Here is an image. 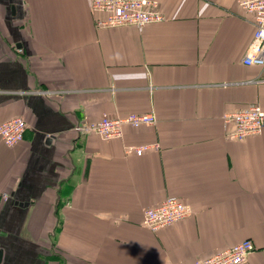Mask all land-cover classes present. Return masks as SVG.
<instances>
[{"label":"crops","instance_id":"crops-1","mask_svg":"<svg viewBox=\"0 0 264 264\" xmlns=\"http://www.w3.org/2000/svg\"><path fill=\"white\" fill-rule=\"evenodd\" d=\"M158 2L163 23L98 29L88 0H0V123L28 122L20 144L0 138V264H195L246 239L264 264V132L231 140L223 120L264 110L254 16ZM151 112L120 139L76 130ZM167 197L191 216L146 229Z\"/></svg>","mask_w":264,"mask_h":264},{"label":"built area","instance_id":"built-area-1","mask_svg":"<svg viewBox=\"0 0 264 264\" xmlns=\"http://www.w3.org/2000/svg\"><path fill=\"white\" fill-rule=\"evenodd\" d=\"M239 2L246 12L254 16L255 25L254 38L244 57V63L248 66L264 67V0H239ZM88 3L94 13L105 14L104 17L96 20L98 29H115L129 25L142 29L148 24L165 21L158 0H88ZM223 120L224 124L231 128L228 132V138L231 140L242 141L247 137L264 132V110L258 104L248 109H241V111H229L224 115ZM156 124L157 117L152 112L145 115L133 113L127 117L119 118L106 116L99 122L81 124L76 130L85 134L96 133L107 140L122 138L124 127L127 126L133 128L155 126ZM27 128L26 119L12 117L10 120L0 123V138L5 146L12 147L24 141ZM147 149L148 147H132L129 151H136V154L141 156ZM191 214L192 207L183 203L179 198L167 197L158 206L145 210L142 222L146 229L158 232L167 226L171 227L181 220L189 218ZM253 244L250 239H246V241L209 256L205 260H197L195 264H246L247 257L256 250Z\"/></svg>","mask_w":264,"mask_h":264},{"label":"water","instance_id":"water-1","mask_svg":"<svg viewBox=\"0 0 264 264\" xmlns=\"http://www.w3.org/2000/svg\"><path fill=\"white\" fill-rule=\"evenodd\" d=\"M21 207H23L24 205H21V204H19ZM0 262H1V256H0Z\"/></svg>","mask_w":264,"mask_h":264}]
</instances>
